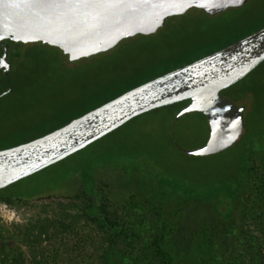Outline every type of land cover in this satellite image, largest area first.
Returning <instances> with one entry per match:
<instances>
[{
  "label": "rangeland",
  "instance_id": "1",
  "mask_svg": "<svg viewBox=\"0 0 264 264\" xmlns=\"http://www.w3.org/2000/svg\"><path fill=\"white\" fill-rule=\"evenodd\" d=\"M263 27L264 0H249L216 14L192 8L167 18L154 33L125 38L106 52L74 61L59 47L43 42L8 43L12 70L8 79L0 71V150L50 133L134 87ZM10 88V93L2 94ZM223 94L244 108V131L232 146L198 154L212 128L206 119L187 111L186 103L147 112L82 152L4 188V195L40 194L0 201V228L21 234L30 223L72 215L74 229L58 230L50 240L43 236L40 251L56 249L60 264H67L69 258L82 264V257L95 254L99 232L92 220L74 217L90 200L77 177L97 170L109 212L144 236L157 227L158 211L181 236L213 222L219 227L235 222L254 229L240 212L246 204L252 209L258 203L255 181L264 172V62ZM248 151L254 170L241 197L234 202L224 194L212 195L224 186H236ZM179 189L197 196L172 193ZM230 207L234 214L228 220ZM14 246L30 258V241L18 240Z\"/></svg>",
  "mask_w": 264,
  "mask_h": 264
},
{
  "label": "water",
  "instance_id": "2",
  "mask_svg": "<svg viewBox=\"0 0 264 264\" xmlns=\"http://www.w3.org/2000/svg\"><path fill=\"white\" fill-rule=\"evenodd\" d=\"M249 0H0V44L43 42L71 60L114 48L125 38L151 34L167 18L199 8L216 14ZM0 69L8 74L9 44ZM264 62V27L187 65L155 77L28 142L0 150V190L97 142L147 112L188 101L211 133L197 152L209 155L235 144L244 131V108L222 91ZM11 90V88H10Z\"/></svg>",
  "mask_w": 264,
  "mask_h": 264
},
{
  "label": "trees",
  "instance_id": "3",
  "mask_svg": "<svg viewBox=\"0 0 264 264\" xmlns=\"http://www.w3.org/2000/svg\"><path fill=\"white\" fill-rule=\"evenodd\" d=\"M181 103L187 104L188 101ZM252 170L254 165L248 151L242 176L237 179L236 186H224L212 195L219 198L224 194L235 202L241 197ZM96 173L97 170L95 173H85L77 177L90 200L83 212L76 213L74 217L76 220L82 217L92 220L99 232L95 254L89 258L82 257V264H264V172L255 181L258 203L252 209L246 204L240 212L245 221H252L254 229L238 227L235 222H223L219 227L213 222L206 223L205 228L200 227L182 236L175 233L173 226L168 223V218L159 211L157 213L160 220L157 227H148L145 236L136 230L133 224L124 222L119 216L109 212L107 205L102 201L103 193ZM3 190H0V201L4 202L40 194L13 196L4 195ZM172 193H181L186 198L197 196L195 192L183 193L181 189ZM216 212L221 215L218 209ZM233 214V208H228L227 219H231ZM70 216L72 215L64 213L55 222L46 218L35 225L30 223L21 234L0 228V264H60L62 257L59 250L53 249V253H47L46 250L40 251V247L44 241L43 236L50 240L52 236L57 235L58 230L67 232L74 229V220ZM18 240L32 243L30 258L14 246ZM10 241H13L14 245L10 244ZM77 261V258H69L66 263L77 264Z\"/></svg>",
  "mask_w": 264,
  "mask_h": 264
},
{
  "label": "flooded vegetation",
  "instance_id": "4",
  "mask_svg": "<svg viewBox=\"0 0 264 264\" xmlns=\"http://www.w3.org/2000/svg\"><path fill=\"white\" fill-rule=\"evenodd\" d=\"M3 42H6V43H12L13 41H11V40H5V41H3ZM3 42L0 44V60H1V58H2V56H3V52H4V47H3ZM8 60H9V62H10V64L12 65V62H11V60H10V50H9V52H8ZM11 67H10V70H9V73L8 74H6V78L8 79L9 77H10V74H11ZM0 71L4 74L5 73V70L4 69H0ZM11 92V90H9V89H6L2 94L4 95V94H8V93H10Z\"/></svg>",
  "mask_w": 264,
  "mask_h": 264
},
{
  "label": "snow or ice",
  "instance_id": "5",
  "mask_svg": "<svg viewBox=\"0 0 264 264\" xmlns=\"http://www.w3.org/2000/svg\"><path fill=\"white\" fill-rule=\"evenodd\" d=\"M236 2H240V0H236Z\"/></svg>",
  "mask_w": 264,
  "mask_h": 264
}]
</instances>
